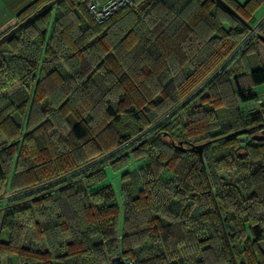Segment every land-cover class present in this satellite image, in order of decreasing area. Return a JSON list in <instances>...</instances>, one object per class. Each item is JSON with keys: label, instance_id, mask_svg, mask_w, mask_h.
I'll list each match as a JSON object with an SVG mask.
<instances>
[{"label": "trees", "instance_id": "16d2710c", "mask_svg": "<svg viewBox=\"0 0 264 264\" xmlns=\"http://www.w3.org/2000/svg\"><path fill=\"white\" fill-rule=\"evenodd\" d=\"M224 1L256 31L216 0H134L102 22L59 0L0 46V255L264 264V0ZM106 167H132L122 199Z\"/></svg>", "mask_w": 264, "mask_h": 264}, {"label": "rangeland", "instance_id": "374dc122", "mask_svg": "<svg viewBox=\"0 0 264 264\" xmlns=\"http://www.w3.org/2000/svg\"><path fill=\"white\" fill-rule=\"evenodd\" d=\"M240 2H243L244 0H239ZM253 23L254 24H259L260 22L263 21L264 19V5H259L256 9L255 12L253 13ZM52 19V16H51ZM254 91L257 94H262L264 93V83L256 85L254 87ZM263 95V94H262ZM241 103H243L240 107L242 108L243 112H248L251 108H252V104L253 102L251 100H245L242 101ZM132 167H127V168H121V169H115V168H111V167H106L105 170V174H106V178H105V183H109L116 195L117 198L122 199L121 197V187H122V174L127 171V170H131ZM11 173H12V169L10 171V173L7 176V181H6V188L9 189L10 186V181H11ZM103 182V183H104ZM119 200V202L121 203V200ZM5 238V232H0V239H4ZM27 238H29V234L27 235ZM24 243H26V240L24 241ZM0 264H21L18 260V258L13 255V254H6L4 253V255H0ZM23 264H28L27 261L23 262Z\"/></svg>", "mask_w": 264, "mask_h": 264}, {"label": "water", "instance_id": "95a60500", "mask_svg": "<svg viewBox=\"0 0 264 264\" xmlns=\"http://www.w3.org/2000/svg\"><path fill=\"white\" fill-rule=\"evenodd\" d=\"M59 0H50L43 5H41L38 9H36L34 12H32L30 15L25 17L23 20L19 21L16 25H14L12 28H10L6 33L2 34L0 36V46L5 43L8 39H10L13 35H15L19 30L29 25L31 22H33L35 19H37L40 15L48 11L53 7V5ZM224 9L229 11L234 17H236L242 24H244L249 30H255L253 26H251L247 21H245L229 4H227L224 0H216ZM260 39L264 42V36L260 35ZM252 139L255 140H263L264 139V131L260 133L259 135H253ZM179 144H181V141H179ZM178 144V145H179ZM205 146V143H200L197 145H191V149H195L202 160V152L203 148Z\"/></svg>", "mask_w": 264, "mask_h": 264}, {"label": "built area", "instance_id": "2783aa9c", "mask_svg": "<svg viewBox=\"0 0 264 264\" xmlns=\"http://www.w3.org/2000/svg\"><path fill=\"white\" fill-rule=\"evenodd\" d=\"M123 7H134V0H87L86 8L92 17L97 22H102L108 19L113 13ZM253 30V32H255ZM256 105L260 108L262 113V119L264 120V95L255 101ZM125 264H131L128 259L124 260Z\"/></svg>", "mask_w": 264, "mask_h": 264}, {"label": "crops", "instance_id": "0c3cea01", "mask_svg": "<svg viewBox=\"0 0 264 264\" xmlns=\"http://www.w3.org/2000/svg\"><path fill=\"white\" fill-rule=\"evenodd\" d=\"M35 1L36 0H0V33L16 25L19 21L21 12ZM237 1L240 2L239 0Z\"/></svg>", "mask_w": 264, "mask_h": 264}]
</instances>
